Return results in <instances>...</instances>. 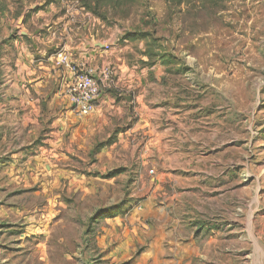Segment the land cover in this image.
I'll return each instance as SVG.
<instances>
[{"label": "rangeland", "instance_id": "1", "mask_svg": "<svg viewBox=\"0 0 264 264\" xmlns=\"http://www.w3.org/2000/svg\"><path fill=\"white\" fill-rule=\"evenodd\" d=\"M0 264H264V0H0Z\"/></svg>", "mask_w": 264, "mask_h": 264}, {"label": "built area", "instance_id": "2", "mask_svg": "<svg viewBox=\"0 0 264 264\" xmlns=\"http://www.w3.org/2000/svg\"><path fill=\"white\" fill-rule=\"evenodd\" d=\"M107 48V46H104ZM56 65L66 71L69 80L64 89L69 106L79 116L91 114L99 97L112 83V71L109 67L100 69L83 62L72 61L67 52L55 57Z\"/></svg>", "mask_w": 264, "mask_h": 264}, {"label": "crops", "instance_id": "3", "mask_svg": "<svg viewBox=\"0 0 264 264\" xmlns=\"http://www.w3.org/2000/svg\"><path fill=\"white\" fill-rule=\"evenodd\" d=\"M94 46H96V48H95L96 51H100V53L96 52V54H98V56H101L103 51H104L103 46L102 45H94ZM67 49L69 51L65 50V49L63 51L67 52L69 54L72 61L83 62V63H85L89 66H92L94 68H97V69L105 67V66L96 65L94 62L96 60L95 52L88 51V49L84 48V46H79V47L68 46ZM60 69L61 70H58V72L61 73V80H62L61 95L62 94L64 95V89H65V86L69 80V77H68L66 71H64L62 68H60ZM102 95H104V92L102 93ZM64 97H66V96L64 95ZM97 104H98V102H97ZM96 107H97V105H96Z\"/></svg>", "mask_w": 264, "mask_h": 264}]
</instances>
